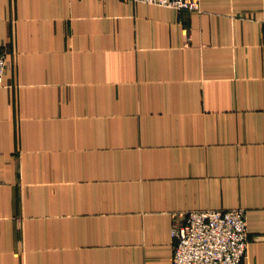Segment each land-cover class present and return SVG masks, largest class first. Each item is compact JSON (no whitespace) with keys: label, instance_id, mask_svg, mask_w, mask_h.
I'll return each instance as SVG.
<instances>
[{"label":"crops","instance_id":"1","mask_svg":"<svg viewBox=\"0 0 264 264\" xmlns=\"http://www.w3.org/2000/svg\"><path fill=\"white\" fill-rule=\"evenodd\" d=\"M198 2L0 0V264H172L228 209L264 264V0Z\"/></svg>","mask_w":264,"mask_h":264},{"label":"built area","instance_id":"2","mask_svg":"<svg viewBox=\"0 0 264 264\" xmlns=\"http://www.w3.org/2000/svg\"><path fill=\"white\" fill-rule=\"evenodd\" d=\"M175 11L199 12L198 0H121ZM6 71L0 47V89ZM172 264H242L249 245L243 209L190 211L173 220Z\"/></svg>","mask_w":264,"mask_h":264}]
</instances>
